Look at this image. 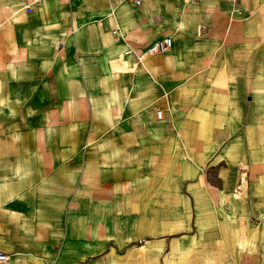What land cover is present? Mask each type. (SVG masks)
<instances>
[{
  "label": "crops",
  "instance_id": "obj_1",
  "mask_svg": "<svg viewBox=\"0 0 264 264\" xmlns=\"http://www.w3.org/2000/svg\"><path fill=\"white\" fill-rule=\"evenodd\" d=\"M192 1L0 0L9 264H264V0Z\"/></svg>",
  "mask_w": 264,
  "mask_h": 264
},
{
  "label": "built area",
  "instance_id": "obj_2",
  "mask_svg": "<svg viewBox=\"0 0 264 264\" xmlns=\"http://www.w3.org/2000/svg\"><path fill=\"white\" fill-rule=\"evenodd\" d=\"M128 2L134 3L136 6H142L144 0H124ZM30 10V9H29ZM114 34L117 36L119 34V30L115 29ZM173 47V39L171 37H167L161 40L154 42L149 48L148 53L151 55L156 54H165L170 51ZM157 116L162 118L163 112L157 111ZM10 263V256L4 252L0 251V264H9Z\"/></svg>",
  "mask_w": 264,
  "mask_h": 264
},
{
  "label": "rangeland",
  "instance_id": "obj_3",
  "mask_svg": "<svg viewBox=\"0 0 264 264\" xmlns=\"http://www.w3.org/2000/svg\"><path fill=\"white\" fill-rule=\"evenodd\" d=\"M189 2H191V0H188ZM196 0H193L192 2L194 3Z\"/></svg>",
  "mask_w": 264,
  "mask_h": 264
}]
</instances>
